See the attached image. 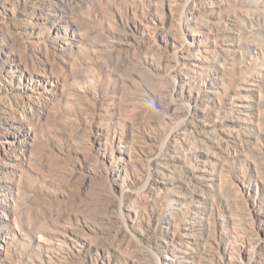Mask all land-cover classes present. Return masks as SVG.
<instances>
[{
	"label": "rangeland",
	"instance_id": "374dc122",
	"mask_svg": "<svg viewBox=\"0 0 264 264\" xmlns=\"http://www.w3.org/2000/svg\"><path fill=\"white\" fill-rule=\"evenodd\" d=\"M0 264H264V0H0Z\"/></svg>",
	"mask_w": 264,
	"mask_h": 264
}]
</instances>
